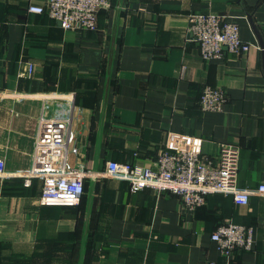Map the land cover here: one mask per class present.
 Instances as JSON below:
<instances>
[{"label": "crops", "instance_id": "obj_1", "mask_svg": "<svg viewBox=\"0 0 264 264\" xmlns=\"http://www.w3.org/2000/svg\"><path fill=\"white\" fill-rule=\"evenodd\" d=\"M30 5L44 0H0V264H264V196L238 206L213 194L188 209L169 193L91 177L77 206L48 207L38 177L24 184L40 122L63 115L68 166L152 168L163 149L192 145L215 160L226 144L240 151L238 186L256 191L264 183V0H111L92 32L64 30ZM210 12L238 25L247 53L202 59L188 16ZM205 86L226 93L221 111L199 107ZM229 223L253 230L250 249L231 258L211 239Z\"/></svg>", "mask_w": 264, "mask_h": 264}, {"label": "built area", "instance_id": "obj_2", "mask_svg": "<svg viewBox=\"0 0 264 264\" xmlns=\"http://www.w3.org/2000/svg\"><path fill=\"white\" fill-rule=\"evenodd\" d=\"M110 5L111 0H44L42 6L30 5L28 12L45 13L64 30L92 32L97 28L98 11ZM188 33L198 44L202 59L207 61L221 59L226 53L245 54L251 47L240 38L238 25L217 13L189 15ZM32 72L33 65L27 64V74ZM226 101L227 95L221 88L205 86L198 104L203 111H221ZM70 141V117L60 115L40 122L34 165L24 184L29 186L32 177L41 180L39 202L42 206H77L84 194L85 180L91 177L125 181L132 193L144 189L159 195L169 193L188 209L199 207L213 194L230 195L238 206H246L252 194L264 196V183L256 191L238 186L240 151L236 146L221 145L215 160L201 157L195 145L175 151L163 149L152 168L109 161L103 172L96 173L83 166L67 165ZM4 176V163L0 160V177ZM211 239L218 244L223 256L231 258L236 251L250 249L253 230L242 225L223 224L212 233ZM207 264L215 263L209 261Z\"/></svg>", "mask_w": 264, "mask_h": 264}, {"label": "water", "instance_id": "obj_3", "mask_svg": "<svg viewBox=\"0 0 264 264\" xmlns=\"http://www.w3.org/2000/svg\"><path fill=\"white\" fill-rule=\"evenodd\" d=\"M260 45H261V47L263 48V45L261 44V42H260Z\"/></svg>", "mask_w": 264, "mask_h": 264}, {"label": "trees", "instance_id": "obj_4", "mask_svg": "<svg viewBox=\"0 0 264 264\" xmlns=\"http://www.w3.org/2000/svg\"><path fill=\"white\" fill-rule=\"evenodd\" d=\"M84 190H85V186H84ZM81 201V200H80Z\"/></svg>", "mask_w": 264, "mask_h": 264}]
</instances>
